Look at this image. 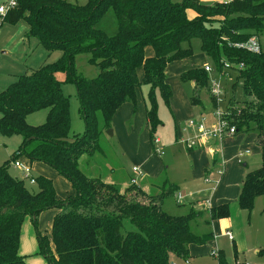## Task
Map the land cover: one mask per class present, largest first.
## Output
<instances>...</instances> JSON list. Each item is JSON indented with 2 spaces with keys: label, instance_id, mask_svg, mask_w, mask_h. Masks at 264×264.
Listing matches in <instances>:
<instances>
[{
  "label": "trees",
  "instance_id": "obj_1",
  "mask_svg": "<svg viewBox=\"0 0 264 264\" xmlns=\"http://www.w3.org/2000/svg\"><path fill=\"white\" fill-rule=\"evenodd\" d=\"M16 1L1 24L25 22L28 38L48 53L59 51L62 56L56 63L20 76L0 94V134L23 139L19 155L12 158L14 163L24 155L31 162L54 168L71 182L76 195L58 200L54 183L44 177L36 180L38 190L32 192L24 180L10 175L9 164L1 166L0 264H25L19 252L23 222L31 217L36 224L42 212L52 209L61 211L52 229L55 257L39 237L41 252L50 264H171L172 257L186 259L190 245H204L212 238L197 236L192 230V222L203 213L191 210L186 216H172L163 210V202L175 191L172 185L165 183L157 196L134 185L122 192L79 166L82 157H92L99 150L100 138L113 128L117 110L126 103L136 106L142 86L149 87L146 118L156 155V134L163 125L157 93L170 107L173 93L166 70L193 56L194 39L201 42L202 53L219 74L225 63L240 67L238 80L244 83V98L231 101L229 122L237 133L256 134L262 164L245 177L239 208L250 213L256 200L264 198V51L237 47L264 33V0L212 5L199 0H87L84 6L67 0ZM189 10L196 13L194 20L188 19ZM110 11L117 20L114 36L98 28ZM185 44L189 46L184 48ZM147 48L153 49L152 57L146 56ZM84 54L98 68L95 79L77 71L76 57ZM181 80L194 86L192 106H202V93L210 92L205 68L189 70ZM65 84L76 86L85 121L84 135L73 141ZM212 101L216 106L214 97ZM40 111L48 112L46 123L29 125L27 118ZM210 214L212 221L229 218L230 207L214 208ZM126 222L135 229L128 230ZM220 264L228 263L220 258Z\"/></svg>",
  "mask_w": 264,
  "mask_h": 264
},
{
  "label": "rangeland",
  "instance_id": "obj_2",
  "mask_svg": "<svg viewBox=\"0 0 264 264\" xmlns=\"http://www.w3.org/2000/svg\"><path fill=\"white\" fill-rule=\"evenodd\" d=\"M8 2L9 0H0V6L6 5ZM68 2L84 6L87 3V0H68ZM172 2L182 3V0H172ZM188 12V19L194 20L196 18V14H194L195 12L192 10H189ZM0 25H2L0 26V94L14 84L20 76L38 70L47 61V64H53L61 59V52L56 51L50 54L45 48L39 46L35 39L27 37L29 27L25 22H20L13 26L9 24H1L0 20ZM98 28L106 31L110 36H114L117 33V20L113 11L106 14L103 20L98 24ZM258 40L262 51H264V33L258 38ZM188 46V44H185L184 48H187ZM191 48L193 50V56L188 58V60L185 59L186 61H183H185L188 66L196 64L197 66L202 65V67H211L212 72L208 73L210 82L215 80L216 83H219L223 94L221 102L219 103L216 99L217 105L214 106L211 94L212 88L210 87V92L206 91L202 93L200 100L201 102L203 101L201 105L202 110L204 109L203 112L206 118V125H208V127L217 126L218 112L223 113L225 119L230 121V119H232V115L230 114L231 101L233 99L242 101L244 98V83L242 80H238V69H240V67L236 65L231 67L225 63L224 72L219 74L214 68L213 61L202 53L201 42L198 39L191 41ZM90 58L91 56L87 54L77 56L76 68L78 73L82 74L85 78L95 79L99 75V71L96 65L89 63ZM183 61L175 63L169 68L167 82L173 93L170 107L165 104L160 93H157L159 117L163 125L159 128L156 138L159 137L165 144L163 147L165 156L162 158L158 157L164 163H174L176 160L174 157V147L170 146L181 148L179 154H177V159L179 160V163H187L183 151L184 145L182 143L178 145V142L181 139L182 132L185 137L187 136V133H189L187 131L188 123L193 120V118L199 116L198 114L193 116L191 115V111L189 112L190 106L192 105L189 104V101H191L190 99L193 96L194 91L192 84L183 83L181 80L182 74H180L178 70L174 71L177 65H182L181 63H184ZM139 73L140 75L143 74L142 71ZM59 79L64 80L65 76L59 75ZM236 83H238L237 86ZM63 92L70 100V140L73 141L76 136L84 135L85 121L81 113V104L76 86L74 84H65L63 85ZM138 93L140 98H144L146 106L149 87L142 86ZM173 99H175V105L172 107L171 103ZM209 100H211V103ZM204 101L206 102V105L204 104ZM177 102H179L178 107ZM197 108V110H199L200 107L198 106ZM47 116V111H40L31 114L27 118V123L35 127L41 126L46 123ZM233 119L236 120V117ZM111 131H114V128L102 134L99 142V150L93 155L90 161H86L85 163L81 162L80 167L83 172L89 176H91V174L95 176V174L100 171L103 180L109 182V184H119V182L128 184L133 164L132 161L128 159L127 155L119 150L120 148L117 146V139L114 137L112 138L110 135ZM242 134L241 137H249L247 135H250L249 133ZM234 136H237V134L231 137ZM227 137L229 136H226L225 138L227 139ZM22 142L23 139L20 136L5 137L0 134V167L9 164L8 170L10 175L14 178L24 180L26 187L32 192H36L38 190L37 183L32 185L29 180L24 179L21 175V171L15 168L14 161H12L13 156L19 155V149ZM152 155H155L154 150H152ZM17 160L31 168V174L35 180L40 177L51 180L54 183L58 200L63 201L75 197L76 193L71 182L64 176L60 175L54 168L41 162H31L24 155L19 156ZM248 161V168H242L243 171L249 170V172H253L254 170H257L252 169L254 168L255 163H260L258 166L261 167L262 161L259 160L258 162L256 157H251ZM260 167L257 168L259 169ZM237 211H239L242 216H233L235 229L238 231L236 236L241 239L240 246L242 248L245 247L246 249L244 250H252L246 253V259L245 254L241 251H238V258H235V252L237 249H233L232 240L225 235L227 238H225V242L224 240H221L226 247L223 248L225 259L227 261L232 260L235 264H264V254H261L264 250V198L260 197L256 200L252 213L241 210L239 205H237ZM57 216H59L58 210L52 209L42 212L38 216L36 224L31 217L25 219L21 228L19 249L20 255L23 257L25 264H50L49 259L41 252L39 242L40 236L46 241L49 250H51L55 257L52 229L54 219ZM126 228L130 231L135 229L129 222H126ZM231 234L233 235V233ZM216 237L215 239H219L221 236ZM228 243L230 245H228ZM257 243H259V245L256 247L255 245ZM217 249L218 248H215L214 251H218ZM172 258L173 260L177 259V257Z\"/></svg>",
  "mask_w": 264,
  "mask_h": 264
},
{
  "label": "crops",
  "instance_id": "obj_3",
  "mask_svg": "<svg viewBox=\"0 0 264 264\" xmlns=\"http://www.w3.org/2000/svg\"><path fill=\"white\" fill-rule=\"evenodd\" d=\"M199 1L206 5H212L215 3H229L232 0ZM153 55V49L147 48L146 56L152 57ZM185 61L181 63L182 65H177L174 71L178 70L180 74H183L192 69L205 68L202 67V65L197 66L196 64L188 66ZM175 63L168 66L166 70L167 76L169 68ZM139 77L142 79L143 74L140 75L139 73ZM210 101L211 100H209V102ZM178 103L179 102H177V107L179 106ZM189 104L191 105V101H189ZM204 104L206 105L205 101ZM174 105L175 99H173L171 103L172 107ZM191 106L189 109L191 115H199L191 121L200 123L205 119L204 124L207 130L215 128L216 125L214 127H208V125H206V118L202 106H199V110H197V107ZM190 122L187 126V131L189 132L187 136L185 137L182 132L180 141H177L178 145L180 143L184 145L183 151L187 163H179L177 154H179L181 148L175 146H170L174 147L175 162L164 163L159 159V156L152 155L144 98H140L138 93L136 106L130 103L122 105L113 117L112 126L114 131H112L113 135L111 137L117 139L119 150L123 151L128 159L132 161L133 167L130 171L128 184H123L121 182H119V184H112L118 187L122 192L129 189L132 186L131 180L136 177L133 173V169L137 167L144 175L140 178L137 187L145 194L151 196L159 195L163 191L165 183L175 187L173 195L163 202L162 207L166 213L172 216H186L191 210L203 213L200 218L192 222V230L197 236L206 237L211 235L212 238L204 245H190L188 257L186 259L177 258L174 260L172 258L171 264H186V261H189V264H220V258L228 264H235L232 260L227 261L225 259L223 248L226 247L221 240L225 242L227 239L225 235L233 233L234 239L231 242L233 249H237L235 258H238V251H241L245 254L246 259V253L252 250H244L246 248L240 246L241 239L236 236L238 231L235 229L233 216H242L239 211H237V205H239L238 199L243 181L249 173V170L243 171L242 168H248V160L251 157H256L259 162V160H261L262 151L258 146L255 133L249 132L250 135H247L249 137H241L243 134L237 133V136H229L227 139L224 138L223 140H199L197 139V127H191ZM157 139L164 152L163 147L165 144L159 137H157ZM192 141L194 142V147L190 148L188 144ZM92 157H82L79 166H81V162H88ZM258 165H260V163H255L252 169H258L257 167H260ZM100 173V171L97 172L95 176L91 174V177L100 178L104 181ZM104 182L109 184V182ZM180 194L183 196L181 201L178 199ZM223 205H229L230 217L212 221L210 210ZM60 213L61 211L58 210V214ZM216 236L221 237L215 239ZM228 245L230 244L228 243ZM258 245L259 243L255 246L257 247ZM215 248H218V251H214ZM214 252H218V255L214 256Z\"/></svg>",
  "mask_w": 264,
  "mask_h": 264
},
{
  "label": "built area",
  "instance_id": "obj_4",
  "mask_svg": "<svg viewBox=\"0 0 264 264\" xmlns=\"http://www.w3.org/2000/svg\"><path fill=\"white\" fill-rule=\"evenodd\" d=\"M16 5H17L16 0H9V2L6 5H1L0 6V20L5 18L6 15L8 14V12L11 9H13L14 7H16ZM237 47L238 48L243 47V48H246L247 50L255 52V53L262 52L261 45H260L257 37H253L245 45H243V46L237 45ZM205 71L207 73H211L212 68L209 66H206ZM210 87L212 88V90H211L212 97L217 99L218 102L220 103L222 95H223L220 84L216 83L215 80L214 81L212 80V82H210ZM217 118H218V124L212 130H207L205 128V124H204L205 119H203L200 123H197L194 121L190 122L191 127H197V132H198L197 139H199V140L204 139V140H209V141L216 140V139L223 140L226 136H233V135L237 134L236 127L231 126L230 122L227 119H225V116L223 115V113L218 112ZM155 144H156V155L159 156L160 158H162L165 154L160 147V142L158 139H156ZM188 146L190 148H193L194 142L193 141L190 142L188 144ZM14 166H15V168L22 171V174H23L22 176L24 179L29 180L32 185L36 184V180L32 177V174H31L32 171H31L30 167L22 164L19 161L15 162ZM133 173L136 177H134L131 180V185L137 186L140 178H142L144 175L142 174L141 170L137 167H135L133 169ZM178 199L181 201L183 199V196L180 194L178 196ZM227 235L231 240L234 239L233 235L231 233H228ZM213 254H214V256L218 255L217 252H214ZM186 264H189V261H186Z\"/></svg>",
  "mask_w": 264,
  "mask_h": 264
},
{
  "label": "water",
  "instance_id": "obj_5",
  "mask_svg": "<svg viewBox=\"0 0 264 264\" xmlns=\"http://www.w3.org/2000/svg\"><path fill=\"white\" fill-rule=\"evenodd\" d=\"M110 135H111V136L113 135V132H112V131L110 132ZM22 175H23V174H22Z\"/></svg>",
  "mask_w": 264,
  "mask_h": 264
}]
</instances>
